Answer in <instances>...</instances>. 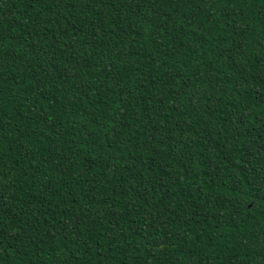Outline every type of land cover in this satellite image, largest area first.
<instances>
[{
	"label": "trees",
	"instance_id": "obj_1",
	"mask_svg": "<svg viewBox=\"0 0 264 264\" xmlns=\"http://www.w3.org/2000/svg\"><path fill=\"white\" fill-rule=\"evenodd\" d=\"M0 264H264V0H0Z\"/></svg>",
	"mask_w": 264,
	"mask_h": 264
}]
</instances>
